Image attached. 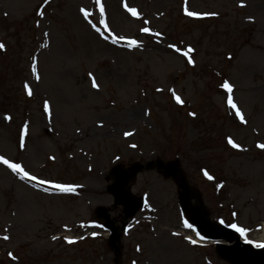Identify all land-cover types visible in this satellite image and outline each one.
I'll return each instance as SVG.
<instances>
[{
	"label": "rangeland",
	"instance_id": "obj_1",
	"mask_svg": "<svg viewBox=\"0 0 264 264\" xmlns=\"http://www.w3.org/2000/svg\"><path fill=\"white\" fill-rule=\"evenodd\" d=\"M0 44V157L46 183L0 163V264H229L184 239L153 167L129 183L143 205L115 261L94 210L121 213L115 163L154 159H178L213 220L264 243V0H0Z\"/></svg>",
	"mask_w": 264,
	"mask_h": 264
},
{
	"label": "water",
	"instance_id": "obj_2",
	"mask_svg": "<svg viewBox=\"0 0 264 264\" xmlns=\"http://www.w3.org/2000/svg\"><path fill=\"white\" fill-rule=\"evenodd\" d=\"M154 164L159 168H163L167 175H173L176 180H178L179 186L183 189V192L178 194L180 207L186 213L194 228L197 229L204 238H224L229 242L234 241L231 245H218V253L222 258L233 264H264V248L253 249L241 243L232 231L217 225L209 219L208 212L205 207H203L200 196L187 187L184 177L177 169L176 161L165 164L161 160H156L145 165L133 163L128 168L129 172L124 170L121 166H115L113 168L111 173L115 177V182L108 190L112 192L117 203L123 204L125 218L132 216L139 207L138 200H132L127 193L126 185L128 179L133 177L137 171ZM176 173L179 177L176 176ZM192 197L196 198L197 204H191L190 199ZM98 211L100 214L104 212L103 209H99ZM105 217L107 219L105 225L110 227L113 231L111 239L117 240L119 236L116 232L117 227L113 226L112 221L108 219L107 215ZM124 224L125 221H122V226Z\"/></svg>",
	"mask_w": 264,
	"mask_h": 264
},
{
	"label": "snow or ice",
	"instance_id": "obj_3",
	"mask_svg": "<svg viewBox=\"0 0 264 264\" xmlns=\"http://www.w3.org/2000/svg\"><path fill=\"white\" fill-rule=\"evenodd\" d=\"M45 3H47V0H45ZM127 10L129 12H131V14L133 16H136L137 15L136 9L130 8V9H127ZM81 11H83V10H81ZM186 14L189 15V16H196V15H198L195 12H187ZM145 23H147V21H145ZM141 31L148 32L149 29L145 27V28H142ZM112 43H116V39L115 38L112 39ZM128 43H129V46H131V45L135 44L136 42L133 41V40H129ZM169 47H175V46L174 45H169ZM0 48H3V45L2 44H0ZM188 51L191 52L192 49L189 48ZM188 63L191 64V63H193V61L191 59H189L188 60ZM93 87H96L95 82H93ZM221 87L224 88V89H226V90H229V91L231 90L230 85L228 84L227 81H225L221 85ZM175 99H176V102L177 103H181V100H180L179 97H175ZM227 103H228V105L230 107L236 108V105L233 103V100H232V98L230 96H229V98L227 100ZM44 108H45V111H48V105H47V103H45ZM189 115H194V113H189ZM236 115H237V117H239L243 121V117L241 116V114H240L239 111L236 112ZM5 119L6 120L9 119V117L6 116ZM125 135H130V133H127L126 132ZM228 143L231 144L232 147H237V145L235 143H233V141L231 139L228 140ZM261 147H264V146H261ZM0 163H3L5 165H7L13 172H21L22 173L21 179H23L24 177L28 176V173L27 172H23V170L21 169V166L19 164L10 163L7 159H4L3 157H0ZM205 175L207 176L208 173L205 172ZM208 178L209 179H212L211 176H208ZM30 179H35V178L34 177H30ZM40 183H45V181H40ZM54 187H56L57 189H59L62 192H64V191H72L73 190L70 186H65V185H62V184H56V185H54ZM221 223H223V221H221ZM229 226L232 227V228H234V229H236V231L240 232L241 234L244 233V229L237 227V225H235V224H231ZM185 227L191 228L192 226L190 224H188L187 221H185ZM93 235H96V233H93ZM197 235H198V233H197ZM4 239H7V237H4ZM53 239H56V237H53ZM184 239L188 240V242L191 243V244H195L196 243L195 240L190 239L189 237H184ZM201 239H202V237H201ZM67 242L68 243H74V241L71 240V239H69ZM259 246L260 245L258 244L257 247H259Z\"/></svg>",
	"mask_w": 264,
	"mask_h": 264
}]
</instances>
